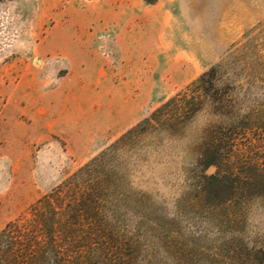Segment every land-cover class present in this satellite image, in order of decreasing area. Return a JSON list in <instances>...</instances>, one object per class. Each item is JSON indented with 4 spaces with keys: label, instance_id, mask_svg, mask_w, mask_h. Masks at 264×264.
Returning <instances> with one entry per match:
<instances>
[{
    "label": "rangeland",
    "instance_id": "374dc122",
    "mask_svg": "<svg viewBox=\"0 0 264 264\" xmlns=\"http://www.w3.org/2000/svg\"><path fill=\"white\" fill-rule=\"evenodd\" d=\"M102 151L61 264H264V0H0V230Z\"/></svg>",
    "mask_w": 264,
    "mask_h": 264
},
{
    "label": "trees",
    "instance_id": "16d2710c",
    "mask_svg": "<svg viewBox=\"0 0 264 264\" xmlns=\"http://www.w3.org/2000/svg\"><path fill=\"white\" fill-rule=\"evenodd\" d=\"M204 77L203 74L200 79L203 81ZM151 119V116L148 117L125 135L137 132ZM120 140L115 141L116 144ZM106 156L107 151L100 152L60 185L40 197L32 208L37 209L32 221L20 224L15 220L5 224L0 230V264H61L62 254L58 250L57 239L67 241L71 238L73 225L83 217L93 220L89 228L95 231H89L93 238L103 232L101 199L95 193L101 190L103 182H107ZM64 213L66 219L61 222L59 215ZM70 243L67 242L69 246ZM68 245L65 251L71 252ZM257 264L262 262L258 261Z\"/></svg>",
    "mask_w": 264,
    "mask_h": 264
},
{
    "label": "bare ground",
    "instance_id": "6f19581e",
    "mask_svg": "<svg viewBox=\"0 0 264 264\" xmlns=\"http://www.w3.org/2000/svg\"><path fill=\"white\" fill-rule=\"evenodd\" d=\"M219 6L224 7L226 10L231 11L232 9L241 5L246 0H214Z\"/></svg>",
    "mask_w": 264,
    "mask_h": 264
}]
</instances>
